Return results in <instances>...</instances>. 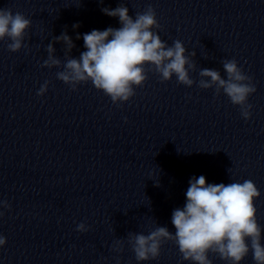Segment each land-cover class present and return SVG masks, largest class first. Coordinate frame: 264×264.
<instances>
[{"label":"clouds","instance_id":"1","mask_svg":"<svg viewBox=\"0 0 264 264\" xmlns=\"http://www.w3.org/2000/svg\"><path fill=\"white\" fill-rule=\"evenodd\" d=\"M101 11L110 17H118L121 27H108L103 31L94 29L83 34L86 51L79 58L68 55L62 64L54 54L56 42L65 44L66 53L75 47L66 32L47 45L48 55L43 66L49 69L62 67L63 70L56 72L57 79L72 90L90 81L117 105L128 102L136 94L135 88L143 87L149 69L159 74L161 82L175 76L177 83L186 87L196 83L190 77V72L196 70L191 59L196 52L186 55L187 50L179 39L171 46L161 39L154 31L161 26L151 5L143 12H135L134 18L123 3L115 9L102 8ZM31 23L19 12L13 14L10 9L0 8V41L10 40L8 50L18 52L24 46ZM78 27L79 24L73 25V28ZM76 38L81 37L77 34ZM222 66L226 79L219 70L202 68L198 87L214 88L216 95L222 91L233 105L239 106L242 117L250 119L252 105L248 103V97L256 92L252 78L243 72L235 59L223 60ZM49 83L45 81L37 95H44ZM185 195L183 208H176L172 213L174 234L164 226L155 227L147 235L128 234L127 243L138 262L158 259L162 244L172 241L178 246L183 260L191 264H212L209 254L218 255L227 264H242L250 252L254 264H264V244L261 242L264 229L257 220L255 206L261 193L252 180L209 184L201 175L190 179ZM0 208H10V205L0 201ZM77 231L86 232L88 227L80 223ZM6 243V237L0 235V247ZM123 244L124 240L117 239L114 250L122 251Z\"/></svg>","mask_w":264,"mask_h":264}]
</instances>
